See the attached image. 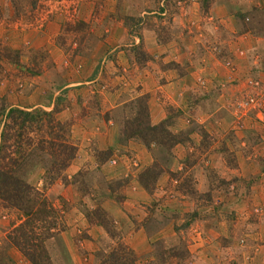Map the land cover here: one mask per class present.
Returning <instances> with one entry per match:
<instances>
[{"label": "rangeland", "instance_id": "374dc122", "mask_svg": "<svg viewBox=\"0 0 264 264\" xmlns=\"http://www.w3.org/2000/svg\"><path fill=\"white\" fill-rule=\"evenodd\" d=\"M57 98L77 152L43 189L48 264L242 257L264 219V0H0V133ZM160 122L171 148L132 135ZM20 217L0 208V264H32Z\"/></svg>", "mask_w": 264, "mask_h": 264}, {"label": "trees", "instance_id": "16d2710c", "mask_svg": "<svg viewBox=\"0 0 264 264\" xmlns=\"http://www.w3.org/2000/svg\"><path fill=\"white\" fill-rule=\"evenodd\" d=\"M57 100L49 111L9 107L0 133V208L20 212L21 222L12 228L9 238L32 264H48L44 239L54 225L47 217L55 209L46 201L43 189L64 179L63 172L77 152L68 138V125L58 118ZM135 127L132 135L146 138L149 134V141L159 146L171 148L179 142L163 122ZM35 167L43 170L45 185L40 190L26 178ZM37 237H41L39 242H35Z\"/></svg>", "mask_w": 264, "mask_h": 264}, {"label": "crops", "instance_id": "0c3cea01", "mask_svg": "<svg viewBox=\"0 0 264 264\" xmlns=\"http://www.w3.org/2000/svg\"><path fill=\"white\" fill-rule=\"evenodd\" d=\"M262 196H264V189L262 190ZM262 216H264V208H261ZM253 225L254 230H246L244 237L243 244L247 245L246 249L244 246H242V249L245 251L242 252V257L239 256V254L231 255L232 250H230V247L224 246L223 251H225L223 254V260L220 261V259L215 258V264H234V262L238 261L239 264H264V219H262L260 222H256L254 224H250V226ZM249 226V228H250ZM234 242V241H232ZM242 244V245H243ZM254 249V252H253ZM247 250V251H246ZM250 252V253H249ZM247 253V254H246ZM240 259L242 261H240ZM244 260V261H243ZM214 264V263H213Z\"/></svg>", "mask_w": 264, "mask_h": 264}]
</instances>
